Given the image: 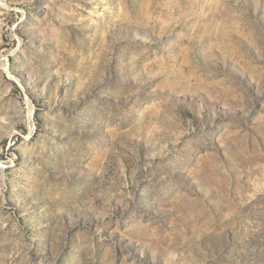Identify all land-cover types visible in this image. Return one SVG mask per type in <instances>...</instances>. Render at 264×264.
Here are the masks:
<instances>
[{"label":"rangeland","instance_id":"374dc122","mask_svg":"<svg viewBox=\"0 0 264 264\" xmlns=\"http://www.w3.org/2000/svg\"><path fill=\"white\" fill-rule=\"evenodd\" d=\"M0 264H264V0H0Z\"/></svg>","mask_w":264,"mask_h":264}]
</instances>
